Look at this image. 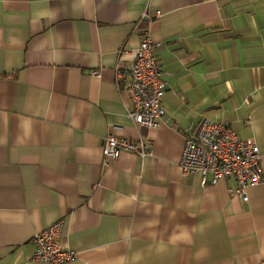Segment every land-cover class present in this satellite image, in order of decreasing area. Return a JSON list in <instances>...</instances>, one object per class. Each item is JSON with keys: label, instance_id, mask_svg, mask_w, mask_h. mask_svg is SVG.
Returning a JSON list of instances; mask_svg holds the SVG:
<instances>
[{"label": "crops", "instance_id": "obj_1", "mask_svg": "<svg viewBox=\"0 0 264 264\" xmlns=\"http://www.w3.org/2000/svg\"><path fill=\"white\" fill-rule=\"evenodd\" d=\"M143 28L161 43L157 129L117 83ZM203 119L253 141L264 179V0H0V264H45L32 237L58 221L67 264H264V184L243 202L232 178L181 173ZM109 134L151 154L103 163Z\"/></svg>", "mask_w": 264, "mask_h": 264}, {"label": "built area", "instance_id": "obj_2", "mask_svg": "<svg viewBox=\"0 0 264 264\" xmlns=\"http://www.w3.org/2000/svg\"><path fill=\"white\" fill-rule=\"evenodd\" d=\"M155 18L160 11H155ZM161 46L154 41L147 28L139 31V43L131 64L126 67L128 78L117 74L121 93L129 98L127 115L131 122L145 129H157L165 111L162 98L166 90L165 73L157 59ZM184 144L179 160L183 175H199L201 185L216 184L221 178H232L230 196L247 201L246 189L264 184L260 170L261 155L257 145L240 139L227 123L203 119L184 131ZM135 154L141 159L151 154L150 145L142 140H128L113 134L106 135L102 143L103 163L117 159L120 152ZM61 221L55 222L32 237L31 258L45 264H67L75 260L74 253L58 243Z\"/></svg>", "mask_w": 264, "mask_h": 264}]
</instances>
